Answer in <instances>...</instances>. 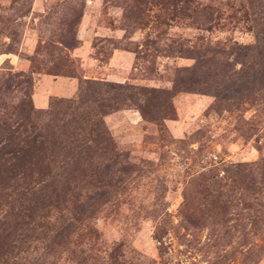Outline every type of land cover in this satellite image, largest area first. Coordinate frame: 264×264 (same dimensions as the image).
Returning a JSON list of instances; mask_svg holds the SVG:
<instances>
[{
	"label": "rangeland",
	"instance_id": "obj_1",
	"mask_svg": "<svg viewBox=\"0 0 264 264\" xmlns=\"http://www.w3.org/2000/svg\"><path fill=\"white\" fill-rule=\"evenodd\" d=\"M256 35L264 0H0V264H264Z\"/></svg>",
	"mask_w": 264,
	"mask_h": 264
},
{
	"label": "trees",
	"instance_id": "obj_2",
	"mask_svg": "<svg viewBox=\"0 0 264 264\" xmlns=\"http://www.w3.org/2000/svg\"><path fill=\"white\" fill-rule=\"evenodd\" d=\"M246 47L249 50H253V48H252L253 46H246ZM254 47H256V51L259 55V61L256 63V65L259 68L258 73L260 74V76H261L260 78L262 79V82H263V76H264V36L261 37L259 35H256V44ZM262 82H261V84H262ZM45 131L49 132V130H45ZM49 134L50 135L55 134L54 130H50ZM27 140L28 139L26 137L21 139L23 144H27L29 142ZM52 143H55V144L57 143V145L58 146L61 145V147L69 146V143L66 140L64 133H62V132H60V134L57 135L56 137L52 138ZM45 146H46V140L44 139L41 141V144L38 147L35 145H33V146L31 145V146H27V148L23 149V150H22L23 147L19 148L18 150H20V152L22 150V152L21 153L19 152L18 153L19 155L18 154L14 155V157L16 158V163L14 164L13 167L10 165L9 168L7 167L8 169L6 168L7 171L11 172L10 176H14V175L16 176V174H18V172H16V171L13 172V170L15 168H17V166L18 167L21 166V168L25 167L27 162H31V158H33L35 156L36 150L37 151L43 150L45 148ZM35 162H38V161H35ZM28 167H30V166H28ZM1 171H4V170L3 169L0 170V173H1ZM22 172H23V175H25V172L24 171H22Z\"/></svg>",
	"mask_w": 264,
	"mask_h": 264
}]
</instances>
